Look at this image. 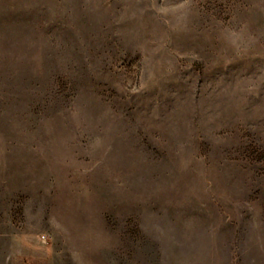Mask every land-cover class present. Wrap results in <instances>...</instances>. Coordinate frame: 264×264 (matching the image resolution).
Here are the masks:
<instances>
[{
	"label": "rangeland",
	"instance_id": "374dc122",
	"mask_svg": "<svg viewBox=\"0 0 264 264\" xmlns=\"http://www.w3.org/2000/svg\"><path fill=\"white\" fill-rule=\"evenodd\" d=\"M0 264H264V0H0Z\"/></svg>",
	"mask_w": 264,
	"mask_h": 264
}]
</instances>
